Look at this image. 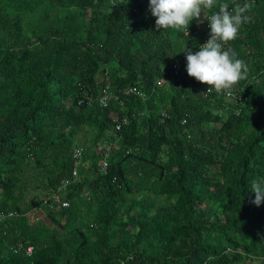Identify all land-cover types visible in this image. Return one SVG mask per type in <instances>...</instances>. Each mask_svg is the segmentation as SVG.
I'll list each match as a JSON object with an SVG mask.
<instances>
[{
	"label": "trees",
	"instance_id": "16d2710c",
	"mask_svg": "<svg viewBox=\"0 0 264 264\" xmlns=\"http://www.w3.org/2000/svg\"><path fill=\"white\" fill-rule=\"evenodd\" d=\"M218 2L250 4L242 100L172 68L203 10L187 34L150 0H0V264H264V0Z\"/></svg>",
	"mask_w": 264,
	"mask_h": 264
},
{
	"label": "clouds",
	"instance_id": "9594fccd",
	"mask_svg": "<svg viewBox=\"0 0 264 264\" xmlns=\"http://www.w3.org/2000/svg\"><path fill=\"white\" fill-rule=\"evenodd\" d=\"M149 8L156 17L157 30H186L187 34L194 18L202 22L203 10V19L208 21L205 24L208 36L202 39V43L205 38H210L203 45L185 49L187 74L207 84V94L216 92L232 101L243 99V95L234 90L236 85L248 78L250 69L245 61L237 58L234 50L226 49L225 45L238 37L241 25L250 22L251 17L247 15L249 3L237 4L230 9L228 3L218 0H150ZM211 9L218 10L208 15ZM196 48L199 51L193 53L191 50ZM251 189L256 193L253 203L259 206L264 201V186L253 183Z\"/></svg>",
	"mask_w": 264,
	"mask_h": 264
},
{
	"label": "built area",
	"instance_id": "2783aa9c",
	"mask_svg": "<svg viewBox=\"0 0 264 264\" xmlns=\"http://www.w3.org/2000/svg\"><path fill=\"white\" fill-rule=\"evenodd\" d=\"M210 38L207 37L204 39L202 45L204 43H206L208 41V39ZM193 53L199 51V48H196V49H193L191 50ZM183 64H187V60H186V54L178 57L177 59H175L173 62H172V68L174 69V72H179V70L181 69L182 65ZM158 85H162L163 84V79H159L158 82H157ZM126 93L127 94H131V93H136V94H139L141 95L142 93L136 89V88H132V89H129V90H126ZM145 96V94H144ZM118 99V97L116 96V92L111 88V85L110 83H107L106 85H104L101 89V93L99 94L98 96V101H99V104L101 106H109V104L111 103V100L112 99ZM91 101H89L88 103H90ZM112 117H113V120H116L118 119V117L116 116L115 112L112 113ZM121 124H118L117 128H120ZM80 152L81 150H77L76 151V154H75V157H79L80 156ZM102 170L103 172H107L108 171V162L107 160H104L103 161V164H102ZM77 169L74 170V175H77ZM45 201L47 202H57V203H62L63 206H69V202L66 201V200H63L62 199V196L60 194H58L57 192H54L50 195H46L44 197ZM3 215L0 213V218L2 217ZM33 252V247L30 246L27 248V253L28 254H32Z\"/></svg>",
	"mask_w": 264,
	"mask_h": 264
}]
</instances>
